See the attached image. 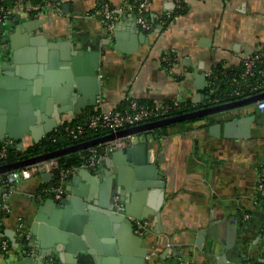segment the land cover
<instances>
[{"label": "crops", "instance_id": "crops-1", "mask_svg": "<svg viewBox=\"0 0 264 264\" xmlns=\"http://www.w3.org/2000/svg\"><path fill=\"white\" fill-rule=\"evenodd\" d=\"M61 1L66 6H62V14L51 10L17 13L0 34V77L12 82L38 77L39 63L26 53L27 49L36 50L30 40L45 47L46 53L58 49L70 53L73 47L82 53L98 54L101 65L96 69L98 96L94 104L90 105L88 99L94 88L88 72L94 68L80 53L77 72L84 82L82 94L76 96L83 100L84 107L71 115H61V121L95 112L97 101L110 109L123 107L128 97L144 104L179 101L217 105L210 103L207 74L213 70L225 72L217 84L228 85L224 89L231 92L227 75L241 69L245 56L264 49V0H180L183 11L173 15L166 25L156 18L172 14L177 9L175 0H147L148 16L156 23L150 32L136 24L131 12H123L111 31L98 19L86 16L101 1L119 8L122 0ZM18 28L20 33L16 34ZM11 43L23 51L17 63L11 58ZM165 57L170 63L164 61ZM43 70L48 71L45 67ZM200 95L209 99L202 101ZM196 97L197 103L193 102ZM244 112L212 115L167 126L162 132L149 131L132 137L131 145L146 144L147 165L155 166L161 179H137L131 168L123 166L111 174V180L120 184L122 190L137 181L143 184L140 189L134 187V202L146 224L141 235L146 254L143 263H139L142 258L131 254V246L117 244L111 226L107 227L109 236L93 229L95 239H99L100 264H264V197L258 199L256 190L259 168L264 165V112L251 108L253 121L247 138L236 137L237 126L225 128L227 122ZM47 118L52 119L50 115ZM26 120L16 119V133L31 126ZM41 125L42 122L34 126L39 129ZM14 141L25 147L36 144L29 132ZM141 154L138 150L135 156ZM104 169L101 163L93 169L84 168L92 176L84 172L76 189L88 195L97 193L105 178ZM79 170L77 167L65 183V198L43 212V218L60 221L64 217L62 201L72 197L66 187ZM43 174L16 184L9 197L12 215L3 221L4 230L14 231L16 218L21 217L30 233L38 209L52 199L41 195L53 183V176ZM114 196L119 197L124 208L125 201L118 194ZM65 207L70 218L78 215L71 203ZM28 245L34 253L41 250V243L31 234ZM17 248L0 254V264H17L22 257ZM94 258L82 254L74 264H98ZM41 261L47 262L46 258Z\"/></svg>", "mask_w": 264, "mask_h": 264}, {"label": "water", "instance_id": "water-1", "mask_svg": "<svg viewBox=\"0 0 264 264\" xmlns=\"http://www.w3.org/2000/svg\"><path fill=\"white\" fill-rule=\"evenodd\" d=\"M65 7L63 5V9ZM15 33H20V29H16ZM11 40L13 42V37ZM29 43L36 46V50L34 48L32 50L27 49L28 52L26 53L28 56L31 54L29 59L35 57L39 63L38 77L25 82H12V79L0 77V141L5 139L19 140L24 134L29 132L34 142L38 143L41 141L42 136L45 137L60 124L61 115H71L73 111L84 107L83 100L76 96V94H82L83 91L84 81L83 78L78 76L79 73L77 72V63L79 62L77 55L82 52L76 51L71 47L70 53L63 52L61 51L62 49H58V52L50 51L46 53L45 47L33 43V40H30ZM48 47L53 48L55 46L48 45ZM60 47L58 46V48ZM10 49L12 50L11 58L17 63L20 53L23 51H18L19 47L16 48L13 44ZM82 55L91 62L94 68V71L88 72L90 76L88 80L94 86L91 91V97L88 98L89 104L92 105L98 96V89L95 86L97 83L95 75L99 73L96 69L100 67L101 62H98V54L96 53L86 52L82 53ZM44 67L48 70L47 72H44ZM59 67L63 68V70L53 71V69ZM3 74L7 75V73ZM59 85L62 86L59 87ZM48 97H52L53 100H47L46 102L45 99ZM200 99L203 101L209 98L200 95ZM261 99H264V92L213 106L203 105L189 112L138 124L116 132H111L99 138L79 142L15 162L1 164L0 174L34 163L55 159L62 155L71 154L115 138L133 137L186 120L204 118L231 111H239L241 113V110H245L242 114L243 116H237L225 124V128L237 126L236 137L244 139L248 137L253 121L250 110L254 103ZM193 102H198L197 97ZM33 113L35 118H32ZM47 115H50L52 119H48ZM23 118H27L25 122L31 124V126H27V128L24 126L20 132L16 133L15 121L16 119L21 120ZM40 122H42L41 127L39 129L35 128V123L38 124ZM138 150L142 153L140 157L135 156ZM100 163L105 168L103 170L105 178H103L97 193H90L88 195L76 189L80 177L85 175L84 172L86 175L92 176L84 168L78 171L77 176L72 177L71 185L66 187L67 192L71 193L72 197H67L62 201L63 206L61 210L64 209L65 214L60 221H56L55 219L47 220L41 216L43 212L48 211V208H54L56 206L55 204H58V201L49 199L45 205L38 209L39 214L35 217L30 234L39 244L41 243V250L36 251L33 256H22L17 264H74L79 255L82 254L88 255L92 259L93 256H96L94 260L100 264V250L97 249L99 239H95L94 230L102 236H109L108 226H111L112 234L115 236L117 244L123 242L131 246L129 250L131 254L134 253L140 259L142 258L139 263H143V257L146 254L145 248L143 247V238L134 233L131 222L126 218V215H132V217L134 216L142 220L141 217H143V214H139L134 202L135 195H137L134 187L140 189L143 184L136 180L137 182L133 183L132 186L123 188L122 190L120 184L118 186L112 182L111 174H116L122 170L120 167L123 166L131 168L137 179L152 176L160 177L161 179V173L156 170L155 166L147 165L146 144L144 143L125 146L123 149L109 153ZM42 176L52 177L53 174L48 173ZM115 194H118L121 200L126 203L123 214L120 215L110 211L113 203L112 200L110 201V197H113ZM70 203L78 211V215L74 216L73 219L69 217L68 208L65 207L69 206ZM1 234L10 240L13 247H18L14 231L2 229ZM91 247H96V250ZM41 258H46L47 262H42Z\"/></svg>", "mask_w": 264, "mask_h": 264}, {"label": "built area", "instance_id": "built-area-1", "mask_svg": "<svg viewBox=\"0 0 264 264\" xmlns=\"http://www.w3.org/2000/svg\"><path fill=\"white\" fill-rule=\"evenodd\" d=\"M0 5V26L9 22L17 13L39 14L43 11H54L62 14L61 0H1ZM176 8H180V0H175ZM147 0H122L119 8H112L107 2L101 1L98 7L86 14L88 17L96 18L105 24L106 28L111 31L115 22L123 12H131L135 15L136 24L146 32H150L154 26V19L147 20L144 13L147 12ZM171 19V14H165L157 17L163 25ZM164 61L170 63V59L165 57ZM229 75V76H228ZM227 75L231 92L225 93L230 98L229 101L239 100L261 92H264V49L258 50L253 54L245 56L242 60V67L239 71L230 72ZM225 72L211 71L207 74L208 88L210 98L213 104H221L217 95H213L218 90L220 78L225 77ZM226 101V102H229ZM224 103V102H222ZM186 103L179 101H164L153 104H144L133 98H126L124 108L114 107L106 108L100 101H97V109L89 114L84 124L76 123L70 125L72 119H63L68 124L64 128L65 136L71 141H77L85 132V128L90 130H105L107 134L126 129L138 124L160 120L168 117L172 112L183 110ZM256 112H264V99H261L253 105ZM74 120V119H73ZM132 137L115 138L110 141L91 147L88 153L82 157V163L77 166L80 168L93 169L98 163L107 157L109 153L123 149L131 145ZM30 147V146H29ZM29 147H25L21 142L14 140L0 141V162L6 160L7 152L11 149L15 152H24ZM77 167L59 168L55 159H50L34 163L16 170L0 174V217L4 219L12 215L11 205L9 202L10 195L14 192L16 184L22 180H28L33 176L43 173L53 174V183L46 186L42 191V196H47L55 201H60L65 194V183L74 174ZM257 198L264 197V165L259 168L257 180ZM110 211L115 214H123L124 208L118 196H113ZM131 222L134 233L141 236L146 231V224L143 220L126 215ZM15 239L19 248L20 256H32L34 252L27 247L30 240V233L26 228L25 221L21 217L16 218L14 228ZM9 239L0 234V254L4 255L10 251Z\"/></svg>", "mask_w": 264, "mask_h": 264}, {"label": "trees", "instance_id": "trees-1", "mask_svg": "<svg viewBox=\"0 0 264 264\" xmlns=\"http://www.w3.org/2000/svg\"><path fill=\"white\" fill-rule=\"evenodd\" d=\"M1 4H2V1L0 0V5ZM182 11H183L182 6H180V8L175 9L173 11V13L171 14V19H172L173 15L180 14ZM144 15H145L147 20H149V21L151 20V18L148 16L147 12H145ZM155 24L156 23L154 22V26H153L151 31H153L155 29ZM164 25H166V24H164ZM4 28H5V25L0 26V34L4 30ZM224 88L228 89L229 86L228 85L220 86V87L218 86L217 92L215 94H213V95L218 94L217 97L219 99H221L220 100L221 103L230 100V98H228L225 95V93L228 90L227 89L225 90ZM206 92L207 93L209 92L208 89L206 90ZM125 106H123L121 108H124ZM199 107H201V106L200 105H198V106L197 105H191V104L186 103V107L183 110L172 112L171 114H169V116H174V115L182 114L185 112H189V111L195 110ZM87 116H88V114H84V115H81V116L75 118L74 120L70 121V125H73L76 123L77 124L78 123L84 124ZM198 119H201V118H198ZM198 119L186 120V121H183L180 123L172 124L170 126H174V125H178V124H184V123H188V122H193V121H197ZM67 124H68L67 122H64L62 125L58 126L54 131H52L51 133L46 135L40 142L33 144L28 149H26V151H24V152H15V151H13V149L9 150L7 152L6 160L0 162V165L4 164V163L15 162L17 160L28 158L31 156H35L38 154L51 152L53 150H57L60 148H64V147L73 145V144H77L79 142H84V141H88L91 139L99 138L101 136L107 135V133H108V131H105V130H90L88 128H85V132L79 140L71 141L70 139H68L65 136V132H64V128ZM166 128L167 127H162V128L154 130V132H162ZM92 147H94V146H92ZM90 148L91 147L79 150V151L71 153V154L59 156V157L55 158V160L57 161L59 168H65L66 169V168H70V167H77L82 163V157L88 153V150ZM4 220L5 219L3 217H0V234H1V230L3 229L2 227H4V223H3ZM9 246H10V251H13L14 247L12 246L10 241H9ZM17 251L19 252V248H17ZM4 255H6V254H4Z\"/></svg>", "mask_w": 264, "mask_h": 264}]
</instances>
